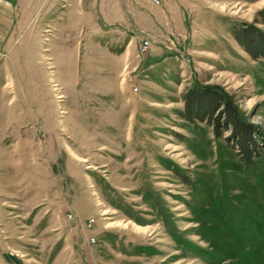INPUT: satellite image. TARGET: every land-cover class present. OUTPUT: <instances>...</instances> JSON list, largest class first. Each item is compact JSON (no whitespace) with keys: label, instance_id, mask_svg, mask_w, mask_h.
<instances>
[{"label":"rangeland","instance_id":"obj_1","mask_svg":"<svg viewBox=\"0 0 264 264\" xmlns=\"http://www.w3.org/2000/svg\"><path fill=\"white\" fill-rule=\"evenodd\" d=\"M161 1L14 0L0 264H264V58L235 38L264 0ZM208 86L253 126V165L180 114Z\"/></svg>","mask_w":264,"mask_h":264},{"label":"trees","instance_id":"obj_2","mask_svg":"<svg viewBox=\"0 0 264 264\" xmlns=\"http://www.w3.org/2000/svg\"><path fill=\"white\" fill-rule=\"evenodd\" d=\"M258 13V21L264 26V8ZM235 38L253 59L264 58V30L256 24H247L239 28ZM185 102V111L180 114L186 120L193 121L194 118H199L208 124H213L217 137L221 136L222 130L231 128L232 142H235L236 154L241 163L250 166L254 164L257 157H260L259 145L253 143L251 138L254 133L253 126L242 119L238 107L225 92L211 86L203 87L189 92ZM220 107L222 115L213 116L214 111Z\"/></svg>","mask_w":264,"mask_h":264},{"label":"crops","instance_id":"obj_3","mask_svg":"<svg viewBox=\"0 0 264 264\" xmlns=\"http://www.w3.org/2000/svg\"><path fill=\"white\" fill-rule=\"evenodd\" d=\"M13 6H15L14 0H0V48L9 46V44L6 43L7 41L6 34L9 31V25H10L9 15L10 13L12 14V12H10V9Z\"/></svg>","mask_w":264,"mask_h":264},{"label":"built area","instance_id":"obj_4","mask_svg":"<svg viewBox=\"0 0 264 264\" xmlns=\"http://www.w3.org/2000/svg\"><path fill=\"white\" fill-rule=\"evenodd\" d=\"M155 4L159 5L162 3L161 0H152ZM152 41L150 39H145L144 42H143V48L144 49H147L149 46H151V43Z\"/></svg>","mask_w":264,"mask_h":264}]
</instances>
